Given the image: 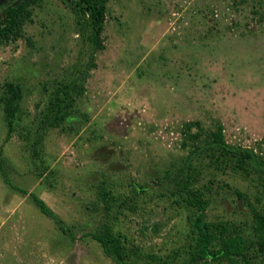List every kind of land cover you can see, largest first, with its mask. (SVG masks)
<instances>
[{
	"label": "rangeland",
	"instance_id": "rangeland-1",
	"mask_svg": "<svg viewBox=\"0 0 264 264\" xmlns=\"http://www.w3.org/2000/svg\"><path fill=\"white\" fill-rule=\"evenodd\" d=\"M24 33L26 40L0 47V85L22 87L29 122L42 109L44 88L87 54L59 0L35 8ZM102 36L104 49L75 104L86 121L47 130L33 157L19 135L4 142L0 110L8 179L35 192L76 235L70 242L0 177V264H113L81 237L104 215L145 253L162 256L179 245L185 216L151 175L185 153L179 144L187 121L211 127L216 118L227 143L264 156V0H108ZM41 162L54 172L51 187L36 177ZM217 178L245 190L235 175ZM101 182L124 200L133 183L148 188L127 201L133 210L116 215L104 213L97 198ZM234 198L220 191L222 202L209 206L207 219H242Z\"/></svg>",
	"mask_w": 264,
	"mask_h": 264
},
{
	"label": "trees",
	"instance_id": "trees-1",
	"mask_svg": "<svg viewBox=\"0 0 264 264\" xmlns=\"http://www.w3.org/2000/svg\"><path fill=\"white\" fill-rule=\"evenodd\" d=\"M46 0H5L0 4V47L25 39L24 27L32 22L33 10ZM74 19L78 34L84 41L87 54L84 63L76 62L65 72L64 77L53 80L50 88L45 87L42 109L33 121L26 122L22 107V87L13 81L0 85V110L5 127L4 142L17 134L29 143L34 155L41 146L45 132L62 129L85 117L75 107L77 100L85 92V83L90 71L96 67L94 58L104 49L102 32L106 18L108 0H59ZM86 121V118H83ZM211 127H205L198 120L185 122L181 127L180 149L185 153L163 166L153 170L151 179L161 186L164 195L185 216V235L179 245L165 255L155 256L145 253L132 243L126 235L114 231V217H104L95 229L82 232L96 243L102 254L113 264H264V156L249 147L229 144L223 135L221 122L213 118ZM0 152V177L3 183L20 195H28L38 211L50 219L57 230L70 242L75 240V230L67 226L35 192H27L15 186L7 177ZM36 177L52 186L54 172L48 166L36 167ZM235 175L245 183V190L233 187L218 176ZM96 185L97 198L102 203L104 213L114 209L133 210L135 196L145 194L146 184H135L124 200L109 187ZM220 191L232 195L233 206L240 211V220H208L206 210L210 205H218ZM113 192V193H112ZM126 197V196H125ZM225 198H227L225 196ZM224 199V196L222 197ZM226 200V199H225ZM232 201V200H231ZM241 207L244 212L241 211ZM155 228L152 229L155 232Z\"/></svg>",
	"mask_w": 264,
	"mask_h": 264
},
{
	"label": "water",
	"instance_id": "water-1",
	"mask_svg": "<svg viewBox=\"0 0 264 264\" xmlns=\"http://www.w3.org/2000/svg\"><path fill=\"white\" fill-rule=\"evenodd\" d=\"M195 263H197V261H194L193 263H191V264H195Z\"/></svg>",
	"mask_w": 264,
	"mask_h": 264
}]
</instances>
